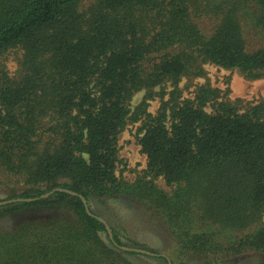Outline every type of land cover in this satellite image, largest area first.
Wrapping results in <instances>:
<instances>
[{
  "label": "trees",
  "instance_id": "16d2710c",
  "mask_svg": "<svg viewBox=\"0 0 264 264\" xmlns=\"http://www.w3.org/2000/svg\"><path fill=\"white\" fill-rule=\"evenodd\" d=\"M13 50L17 76L2 60ZM206 64L264 78V0H0V264L264 255V98L208 81L186 97L181 82ZM136 124L147 167L129 182L120 138ZM116 197L151 210L171 243L123 237L94 210Z\"/></svg>",
  "mask_w": 264,
  "mask_h": 264
},
{
  "label": "rangeland",
  "instance_id": "374dc122",
  "mask_svg": "<svg viewBox=\"0 0 264 264\" xmlns=\"http://www.w3.org/2000/svg\"><path fill=\"white\" fill-rule=\"evenodd\" d=\"M216 22L209 19L200 21V26L207 32H210ZM245 37L250 50L257 49L261 44L260 36L251 26L244 27ZM21 53L13 50L9 52L2 60L11 76H17L19 72V59ZM206 78L188 79L181 82V87L186 97H193L196 87L207 81L214 87L223 91H229V97L233 100L241 98L247 102H259L264 98V78L259 80H248L236 71L225 70L215 65L206 64ZM144 97V93L136 95L133 106L138 105ZM160 106L159 99L151 102L150 111L155 113ZM138 124L131 125L120 138V157L124 163L121 166L123 177L129 182H133L147 167V157L141 151V147L136 141V131ZM159 185L166 190H171L163 180L158 181ZM8 197L5 191L0 192V198ZM94 210L103 215L113 226L118 228L124 237V233L131 237L135 242L148 244L151 247L163 250L164 244L171 243L169 237L165 234L164 228L148 208L136 201L125 198H111L105 202H95ZM201 229L214 232L219 239L226 238L229 233L220 228L204 224ZM136 261L137 259L134 258ZM153 264L157 260L149 259ZM264 261V255L258 253L240 255L223 264H258ZM187 264H201L198 260L187 261ZM160 264V263H159Z\"/></svg>",
  "mask_w": 264,
  "mask_h": 264
}]
</instances>
